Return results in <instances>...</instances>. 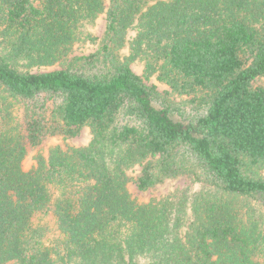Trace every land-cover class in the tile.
I'll use <instances>...</instances> for the list:
<instances>
[{"label":"trees","instance_id":"1","mask_svg":"<svg viewBox=\"0 0 264 264\" xmlns=\"http://www.w3.org/2000/svg\"><path fill=\"white\" fill-rule=\"evenodd\" d=\"M104 13L98 53L19 70L66 58ZM139 58L147 80L159 70L194 96L193 115L132 70ZM99 62L111 66L91 74ZM84 127L87 147L24 170ZM137 166L140 191L181 177L201 188L138 203ZM261 170L264 0H0V264H264Z\"/></svg>","mask_w":264,"mask_h":264},{"label":"rangeland","instance_id":"2","mask_svg":"<svg viewBox=\"0 0 264 264\" xmlns=\"http://www.w3.org/2000/svg\"><path fill=\"white\" fill-rule=\"evenodd\" d=\"M108 5L109 3L107 2L106 6ZM106 18V13H104L100 15L93 24H84L82 29L84 30V32H86V34L90 35V37L76 42L72 47V51L69 53V55L61 61H58L53 65L32 67H28L27 64L22 63L19 70L29 71L30 73H46L56 70H63L66 69L69 63L77 57H86L98 53L101 49V46L104 45L103 40L105 38L107 28ZM136 36L137 30L133 28L129 31L127 40L131 42ZM129 42L123 49H121L117 53V56L120 60H125L131 54ZM145 65V59L139 58L131 63V68L137 75L144 78L146 84L156 86L161 94H163L164 96H168L170 100L177 105V107L179 106L180 108H182L185 115H193L195 109L194 96L178 95L177 93H175L172 88L162 80V74L159 70H157L150 77V79L147 80L145 78ZM110 66H107L106 63L99 62L97 64V67H93V69H91V74H97V72L107 71ZM92 137V132L89 127L82 128L79 134L75 137H57L53 139L44 149L31 152L23 162V168L25 171L31 170L36 165V157L38 155H42L48 158L51 150L58 147H62L63 149L67 147L85 148L90 144ZM140 171L141 167L137 166L128 172V175L132 180L128 184V190L131 194L132 199L136 200L138 203H149L152 200H162L178 190L181 191L188 189L191 192H196L201 188V184L192 183L189 178L181 177L176 180H167L163 185L158 186L156 189L140 191L134 183V180L137 178ZM259 174L260 176L264 177V170H261ZM240 201V204L244 208L245 212L252 213V215L255 214L256 216H260L263 213L261 209L256 207L254 202H247L245 200Z\"/></svg>","mask_w":264,"mask_h":264}]
</instances>
